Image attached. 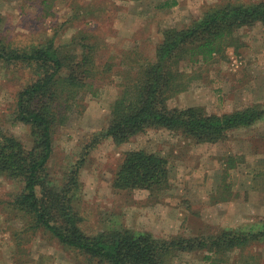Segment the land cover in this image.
<instances>
[{"label": "rangeland", "instance_id": "374dc122", "mask_svg": "<svg viewBox=\"0 0 264 264\" xmlns=\"http://www.w3.org/2000/svg\"><path fill=\"white\" fill-rule=\"evenodd\" d=\"M171 1L0 0V35L6 42L28 47L53 39L62 53L78 54L82 43L96 46L101 74L79 97L68 122L56 128L48 162L51 183L61 185L85 156L75 202L88 232L123 226L171 238L221 228L249 230L264 223V118L230 130L218 142H197L164 127L149 128L123 144L110 137L96 139L108 126L112 103L134 65L126 55L135 65L154 57L166 27H185L207 5L224 0H184L175 8ZM240 1L248 0H234ZM235 36L215 59L185 62L190 86L169 99L171 107L201 105L217 114L264 107V23L243 26ZM32 75L23 63L0 61V127L28 148L33 146L29 125L15 120L14 112L17 93ZM132 149L169 159L167 188L152 193L113 187L114 175ZM22 186L20 180L0 176V264H84L83 255L42 231L14 234L20 219L11 201ZM209 253L176 250L169 264H212L215 259L205 257ZM216 256L219 264H264V241Z\"/></svg>", "mask_w": 264, "mask_h": 264}, {"label": "trees", "instance_id": "16d2710c", "mask_svg": "<svg viewBox=\"0 0 264 264\" xmlns=\"http://www.w3.org/2000/svg\"><path fill=\"white\" fill-rule=\"evenodd\" d=\"M257 22L264 23V0L211 3L189 25L166 27L154 57L136 61L135 65L126 55V62L131 60L134 65L112 103L108 126L96 134V139L110 137L123 144L149 128L164 127L197 142H218L230 130L263 119L264 107L258 105L224 114L210 113L201 105H169L172 96L190 86L192 77L186 73L185 62L215 59L233 44L239 28ZM81 45V54L62 53L53 39L27 47L6 42L0 35V61L23 63L33 74L17 93L14 112L15 120L29 125L33 146L28 148L19 137L0 127V176L23 183L11 201L15 217L20 219L14 234L42 231L83 255L84 264H169L176 250L201 249L212 252L205 257L219 264L216 254L264 241V223L249 230L221 228L212 234L171 238L123 226H108L96 233L83 228V216L75 201L82 188L80 174L85 156L72 165L61 185L51 183L48 170L56 128L68 122L80 105L79 97L101 74L96 46ZM170 181L166 156L132 149L116 171L113 187L120 191L144 188L154 193L167 188Z\"/></svg>", "mask_w": 264, "mask_h": 264}, {"label": "crops", "instance_id": "0c3cea01", "mask_svg": "<svg viewBox=\"0 0 264 264\" xmlns=\"http://www.w3.org/2000/svg\"><path fill=\"white\" fill-rule=\"evenodd\" d=\"M182 1H184V0H172V1H171V2H172V3H171L172 6H171L170 8H172V7H173V8L178 7V5L182 3ZM167 8H168V7H167Z\"/></svg>", "mask_w": 264, "mask_h": 264}]
</instances>
